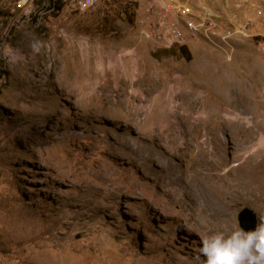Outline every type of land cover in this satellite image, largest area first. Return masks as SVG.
Returning <instances> with one entry per match:
<instances>
[{"label": "rangeland", "instance_id": "1", "mask_svg": "<svg viewBox=\"0 0 264 264\" xmlns=\"http://www.w3.org/2000/svg\"><path fill=\"white\" fill-rule=\"evenodd\" d=\"M189 1L216 10L232 36L191 43L184 57L180 46L161 45L137 0L85 12L66 2L58 15L38 20L37 8L0 0V264H199L206 235L240 227L245 209L264 220V195L251 188L237 189L243 196L232 208L207 211V177L195 172L206 155L195 144L178 137L164 165L158 155L165 148L135 140L150 118L140 122L133 104L158 90L144 82L136 97L123 92L124 82L102 89L81 77L90 63L114 70L108 54L132 51L141 66L158 70V82L170 72L216 91L213 101H232L237 118L207 120L229 162L222 174L233 166L263 173V0ZM209 137L202 131L198 141ZM105 170L111 179H100Z\"/></svg>", "mask_w": 264, "mask_h": 264}, {"label": "bare ground", "instance_id": "2", "mask_svg": "<svg viewBox=\"0 0 264 264\" xmlns=\"http://www.w3.org/2000/svg\"><path fill=\"white\" fill-rule=\"evenodd\" d=\"M134 54L135 53L132 51L125 52L123 55H117V52H111L108 54L107 58H110L112 64H114V70L106 69L104 72L103 70L99 71L94 69L93 65L90 63L81 77L88 82L89 80H93L94 86L96 84L100 85L102 89L110 85H117L124 82L126 88H124L125 91L123 90V92L128 93L127 91L130 90L132 95H136V97L142 94L139 88L144 82L150 87L149 89L159 91L158 94H156L157 96L155 95L151 100H142L141 105L137 106L133 104L136 113L139 114V116H143V120L141 119L140 122L145 124V121L150 118L143 128H140L135 140L137 141L140 138H145L155 149L162 150L165 148V151L162 150L164 154L158 155V157H160L158 159H160L164 165L167 164L166 161L169 162L168 159L175 156L172 151L175 149L174 146L178 142V137L185 139V145H187V147H192V145L194 146L195 144L196 148L206 155L205 159L197 160L195 172L207 177L206 179L204 177L206 182L203 184V187L205 186L206 190L209 192L207 206L205 205L207 211H214V214L215 208L224 206L232 208V205L236 204L243 194L237 191L238 188L242 191L251 188L254 193L264 195V179L262 178L264 172L259 174L257 171H250L248 174H244L241 170L239 171L238 167L235 168L233 166L222 174V169L228 166L229 162L222 154V145L217 136L219 132L216 134L215 131L210 128V124L207 123V120L218 115L221 116L224 113L226 116H229V120L236 121L237 118L234 117L232 101L229 100L230 102H228V105L221 102V100L219 102L218 100L213 101L215 100V98L212 97L213 94L216 93L215 89V93L207 94L206 91L199 89L184 75L173 76L172 73L169 72L166 76L159 79L158 82L156 80L160 75L158 70L148 71L146 66H141L139 62L135 61ZM100 64L105 65V61H100ZM152 67L154 68V66ZM197 67L203 76L206 70V64L202 58L198 60ZM234 81L233 78H230L228 82L227 92H225L226 94L228 93V96L232 93V86L235 84ZM94 95L96 94L91 95L92 97L90 98L94 99ZM145 104L148 106L150 104L147 110H144ZM152 112H155L154 116H151ZM171 119H173V121ZM175 125H178V129L181 130L177 131L175 129L177 126ZM202 131H205L210 137L199 142L198 139H200V133ZM142 147L145 148L146 146L142 144ZM199 157L201 158V156ZM113 175L114 174L110 170H105L101 174L100 179H111ZM227 175H231L232 177L230 182H227L224 178Z\"/></svg>", "mask_w": 264, "mask_h": 264}, {"label": "built area", "instance_id": "3", "mask_svg": "<svg viewBox=\"0 0 264 264\" xmlns=\"http://www.w3.org/2000/svg\"><path fill=\"white\" fill-rule=\"evenodd\" d=\"M118 1L121 0H19L18 5L24 3L33 12L37 8L34 18L38 20L40 16L58 15L66 2L71 4L73 11L85 12ZM137 3L147 14L143 21L152 24L156 38L165 48L185 47L191 43H215L216 38L226 42L232 36L213 8L198 10L192 8L189 0H137Z\"/></svg>", "mask_w": 264, "mask_h": 264}, {"label": "clouds", "instance_id": "4", "mask_svg": "<svg viewBox=\"0 0 264 264\" xmlns=\"http://www.w3.org/2000/svg\"><path fill=\"white\" fill-rule=\"evenodd\" d=\"M198 251L199 264H264V220L253 231L246 232L237 224L228 233L206 235Z\"/></svg>", "mask_w": 264, "mask_h": 264}, {"label": "water", "instance_id": "5", "mask_svg": "<svg viewBox=\"0 0 264 264\" xmlns=\"http://www.w3.org/2000/svg\"><path fill=\"white\" fill-rule=\"evenodd\" d=\"M238 220L241 229L246 232L255 230L258 225L256 215L249 209H245Z\"/></svg>", "mask_w": 264, "mask_h": 264}, {"label": "trees", "instance_id": "6", "mask_svg": "<svg viewBox=\"0 0 264 264\" xmlns=\"http://www.w3.org/2000/svg\"><path fill=\"white\" fill-rule=\"evenodd\" d=\"M181 51H182V56H184V57H189L188 55V52H187V50H186V47H181Z\"/></svg>", "mask_w": 264, "mask_h": 264}]
</instances>
